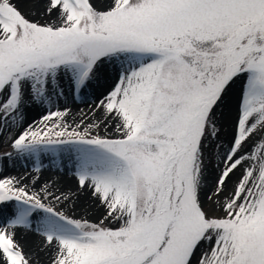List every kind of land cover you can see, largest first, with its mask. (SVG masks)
Here are the masks:
<instances>
[{
  "label": "snow or ice",
  "instance_id": "snow-or-ice-1",
  "mask_svg": "<svg viewBox=\"0 0 264 264\" xmlns=\"http://www.w3.org/2000/svg\"><path fill=\"white\" fill-rule=\"evenodd\" d=\"M0 137V264H264V0H0Z\"/></svg>",
  "mask_w": 264,
  "mask_h": 264
},
{
  "label": "bare ground",
  "instance_id": "bare-ground-1",
  "mask_svg": "<svg viewBox=\"0 0 264 264\" xmlns=\"http://www.w3.org/2000/svg\"><path fill=\"white\" fill-rule=\"evenodd\" d=\"M73 109V114L75 115L79 107L76 105V103L71 105ZM83 107V106H82ZM27 116L28 119L26 120V123H31L33 120H39L40 115L39 113L34 112L32 109H27ZM69 121H71V118H69ZM43 163L46 167L42 170L40 173L41 176V182L44 181H50L54 182L56 186L60 187L62 190H71L72 192H77V185L76 184L75 178L72 176L71 172L63 167V171L57 169L55 166H53L51 163H45L43 160ZM6 170L4 173V176H25L29 174H34L33 173V163H24L22 161H6ZM39 187V185H38ZM75 203L81 204L85 206V204H89L92 201L88 198L87 193H78L76 197L73 198ZM93 203V202H92ZM94 204V203H93ZM90 215H98V210L96 209V206L92 207L90 209ZM18 238L21 239L22 242L26 243L28 246L29 250L36 254L38 258H47L46 253L44 252H39L38 251V237L35 236L34 234H25L23 231H21L18 234Z\"/></svg>",
  "mask_w": 264,
  "mask_h": 264
},
{
  "label": "rangeland",
  "instance_id": "rangeland-1",
  "mask_svg": "<svg viewBox=\"0 0 264 264\" xmlns=\"http://www.w3.org/2000/svg\"><path fill=\"white\" fill-rule=\"evenodd\" d=\"M89 104H91V99H89L87 101V103L76 102V105L79 107V109H84L85 111H87V108H88ZM36 113H39L40 116L43 114V113H40V112H36ZM69 118H71V117H69ZM7 150H8V144L6 142V137H0V154H2L4 151H7ZM6 161L7 160H3L2 161V163L5 165V167L3 168L2 171H0V177L4 176V173H5V170H6V167H7ZM14 161H22L24 163H33V161H31V160H14ZM44 162L47 163V164L51 163L48 158H45ZM68 165H69V162L67 160H64L63 163H62V166L65 167L66 169H68L71 172V170L69 169ZM74 182L76 183V181H74ZM74 185L76 186V184H74ZM92 207H94V204L92 202L89 203V204L88 203L85 204V206L75 203L74 207L72 206L71 202H69L68 204L65 205V211H69L70 213L75 212L78 216L88 215V217L90 219H94L97 215H90L89 214L90 211H91L90 209ZM38 259L42 262V264H46L47 258L40 257Z\"/></svg>",
  "mask_w": 264,
  "mask_h": 264
}]
</instances>
